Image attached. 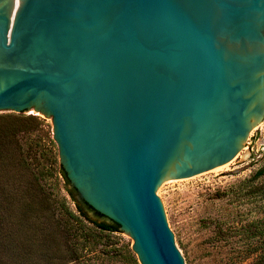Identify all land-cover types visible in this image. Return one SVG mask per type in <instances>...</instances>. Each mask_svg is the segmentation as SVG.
I'll list each match as a JSON object with an SVG mask.
<instances>
[{
  "label": "water",
  "instance_id": "water-1",
  "mask_svg": "<svg viewBox=\"0 0 264 264\" xmlns=\"http://www.w3.org/2000/svg\"><path fill=\"white\" fill-rule=\"evenodd\" d=\"M0 56V111L51 116L78 209L185 264L156 190L264 117V0H0Z\"/></svg>",
  "mask_w": 264,
  "mask_h": 264
},
{
  "label": "rangeland",
  "instance_id": "rangeland-1",
  "mask_svg": "<svg viewBox=\"0 0 264 264\" xmlns=\"http://www.w3.org/2000/svg\"><path fill=\"white\" fill-rule=\"evenodd\" d=\"M30 112L0 111L45 122L26 120L28 129L0 156V264H139L132 240L100 231L81 214L61 175L52 118ZM226 164L156 190L185 264L253 258L242 259L260 240L250 234L264 221V189L255 192L264 186V174L257 177L264 168V117Z\"/></svg>",
  "mask_w": 264,
  "mask_h": 264
},
{
  "label": "trees",
  "instance_id": "trees-1",
  "mask_svg": "<svg viewBox=\"0 0 264 264\" xmlns=\"http://www.w3.org/2000/svg\"><path fill=\"white\" fill-rule=\"evenodd\" d=\"M26 120L35 121L37 124H45L44 120L39 118L37 115H31V116H25L22 113H3L0 114V139H1V146L2 150L0 151V156L3 155V151L5 147L10 144L11 141H15L20 133L23 130H27L28 126H24V122ZM18 141V140H17ZM52 144L54 142L50 140ZM6 150V149H5ZM42 172L37 175L41 176ZM264 174V168L261 169L259 172H257V177ZM263 184H260V186L256 187L255 192L263 191L264 186H261ZM79 210L82 212L84 216L87 215L86 209H84L83 206L80 204ZM74 216V214H72ZM76 217V216H74ZM94 223L96 224V227L100 229L102 232H118L120 231V224H118L115 221L107 222L104 220L98 221L94 220ZM259 224V227H255L254 230L251 232L250 236L254 237L257 235H260V240L255 244L252 245L249 249L243 251L244 256L242 259L245 261L246 259H250L252 256V260L249 261L248 264H264V221L263 219L259 221V223L256 224V226ZM102 236V234H100ZM254 255V256H253Z\"/></svg>",
  "mask_w": 264,
  "mask_h": 264
},
{
  "label": "bare ground",
  "instance_id": "bare-ground-1",
  "mask_svg": "<svg viewBox=\"0 0 264 264\" xmlns=\"http://www.w3.org/2000/svg\"><path fill=\"white\" fill-rule=\"evenodd\" d=\"M0 58L2 59V57H1V56H0ZM257 122H258V121H255L253 125L255 126V123H257ZM254 126H253V127H254ZM227 164H228V163H227ZM227 164H226V165H224V166H227ZM222 167H223V165L216 167V169H219V168H222Z\"/></svg>",
  "mask_w": 264,
  "mask_h": 264
}]
</instances>
